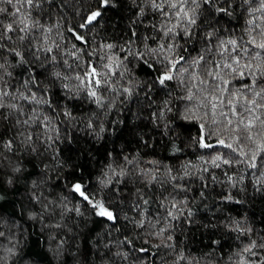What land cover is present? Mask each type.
Listing matches in <instances>:
<instances>
[{"label": "snow or ice", "instance_id": "6c2138e0", "mask_svg": "<svg viewBox=\"0 0 264 264\" xmlns=\"http://www.w3.org/2000/svg\"><path fill=\"white\" fill-rule=\"evenodd\" d=\"M20 187L0 264H264V0H0Z\"/></svg>", "mask_w": 264, "mask_h": 264}, {"label": "trees", "instance_id": "16d2710c", "mask_svg": "<svg viewBox=\"0 0 264 264\" xmlns=\"http://www.w3.org/2000/svg\"><path fill=\"white\" fill-rule=\"evenodd\" d=\"M134 107V106H133ZM116 146H119V141ZM69 155H74V153H69ZM170 155V154H165ZM190 155V154H189ZM183 159V157H181ZM250 191V190H249ZM24 192V188L20 187L19 191L13 193H8V202L0 201V211L9 212L13 210V205L16 200H18L21 196V193ZM247 208H251L253 212L259 213L260 211H264V203L261 202L260 199H256L254 201H249L246 207L242 210H247ZM15 211H19V206L17 205ZM27 227V225H25ZM31 235L29 237L28 246L25 251L35 260L38 264H55L54 258L47 252V247L40 239V227L38 224L34 226V228L29 229ZM228 240V244L231 243V239L225 237ZM228 244H225V251L228 248Z\"/></svg>", "mask_w": 264, "mask_h": 264}]
</instances>
